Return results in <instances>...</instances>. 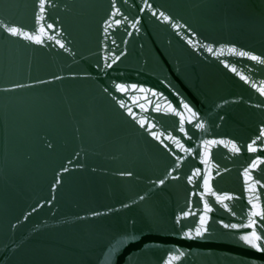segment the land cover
I'll use <instances>...</instances> for the list:
<instances>
[{"label":"water","instance_id":"obj_1","mask_svg":"<svg viewBox=\"0 0 264 264\" xmlns=\"http://www.w3.org/2000/svg\"><path fill=\"white\" fill-rule=\"evenodd\" d=\"M260 60L264 0H0V264H264Z\"/></svg>","mask_w":264,"mask_h":264},{"label":"snow or ice","instance_id":"obj_2","mask_svg":"<svg viewBox=\"0 0 264 264\" xmlns=\"http://www.w3.org/2000/svg\"><path fill=\"white\" fill-rule=\"evenodd\" d=\"M41 9L43 10V3L41 4ZM164 19L167 20L168 17L165 16ZM48 27L51 28L52 25H48ZM7 31L9 33H11L12 35L22 34V33H20L19 29L16 27H7ZM61 47H63V45H61ZM209 51H211V49H209ZM232 51H235V50L233 49ZM238 54L240 56H247L248 55V53H246V52H239ZM251 59L259 60L260 58L256 57V56H252ZM260 62L264 63V60H260ZM117 88L123 90V87L121 85H117ZM262 91H264V90H262ZM261 135L264 136V133H262ZM261 187H264V185H261ZM257 199H258V197H257ZM252 215L255 216V215H257V213H253ZM259 215H260V220L264 221V212H261ZM225 227L236 228L237 225H231V226L225 225ZM246 227H248L250 229L259 228L260 231L258 233L257 231L253 230V231H251V233L249 235L241 236L240 239L242 241H244L250 248L257 250L258 252H264V247H262L260 244L257 243L258 241H264V223H258L256 220H249ZM196 235L197 236L201 235V231L197 230Z\"/></svg>","mask_w":264,"mask_h":264}]
</instances>
